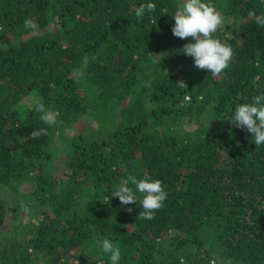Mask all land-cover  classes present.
Here are the masks:
<instances>
[{"label":"trees","instance_id":"16d2710c","mask_svg":"<svg viewBox=\"0 0 264 264\" xmlns=\"http://www.w3.org/2000/svg\"><path fill=\"white\" fill-rule=\"evenodd\" d=\"M203 2L233 26L213 33L234 51L215 77L183 53L195 41L172 33L180 0H0V191L26 180L46 207L24 239L0 240V264H111L105 237L119 264H264V144L230 121L264 92V27L248 15L264 14V0ZM82 117L91 125L66 137ZM59 151L55 177L46 168ZM146 175L167 192L151 220L138 218L142 194L127 205L111 195ZM6 210L0 197V226Z\"/></svg>","mask_w":264,"mask_h":264},{"label":"clouds","instance_id":"9594fccd","mask_svg":"<svg viewBox=\"0 0 264 264\" xmlns=\"http://www.w3.org/2000/svg\"><path fill=\"white\" fill-rule=\"evenodd\" d=\"M155 9L154 3L141 4L134 9L135 16L138 20H142L146 11L154 12ZM248 15L257 25L264 27V14L257 15L254 10H250ZM173 18L175 20L172 27L173 35L180 39L191 37L195 41L184 44L183 53L194 59L198 69L207 70L213 77L221 74L234 57L231 45L222 43L213 37V33L223 26L222 14L213 5L203 0H183L181 8ZM24 27L36 30L38 25L34 20L26 18ZM33 103L35 111L41 113L39 119L44 125L53 126L57 123L58 114L49 111L41 99H36ZM230 121L236 127L246 128L254 137L256 147L264 144V92L253 96L250 102L237 103ZM44 135H47V128L35 129L30 133V138L37 139ZM129 184L134 185L135 189ZM137 193L142 194L140 201L142 211L138 218L154 219L155 213L163 208L167 198L162 180L152 179L147 175L139 180L136 176H129L115 187L111 195L118 197L122 205H127L137 201ZM21 207L24 211H28L26 205L22 204ZM98 243L102 252L109 256L111 264H119L120 248L107 237ZM181 264H184L183 259H181Z\"/></svg>","mask_w":264,"mask_h":264},{"label":"rangeland","instance_id":"374dc122","mask_svg":"<svg viewBox=\"0 0 264 264\" xmlns=\"http://www.w3.org/2000/svg\"><path fill=\"white\" fill-rule=\"evenodd\" d=\"M183 0H180V4L182 6ZM219 11V9H217ZM223 15V14H222ZM226 16V15H225ZM223 15V17H225ZM229 25L227 24L225 18L223 21V26L219 27L217 29V33L219 34L221 31H225V35H227V32L229 30L233 29V26H231V21H229ZM35 95V92H32L27 98H23L19 104H23V106H27V103H31L32 99ZM16 115H19V107H15ZM18 112V113H17ZM91 121L88 118L82 117L80 118L79 122H75L73 127L71 129H65V136L70 137L76 133H78V129H82V125L86 124L87 126L91 125ZM198 124H200V119L197 120ZM205 123V121H204ZM192 124V125H191ZM185 122L184 125L188 129H192V127L196 124ZM85 130H88V127L85 128ZM55 141L58 144L54 145L55 149H58V147H62L63 143L60 145V139L55 137ZM65 159L64 152L59 151L57 155L55 156L54 160H52L50 163V167L46 168V173L51 174L55 177H62L63 174V160ZM48 166V165H46ZM18 185L16 186L17 190L14 192L13 190H9L10 187L4 188L0 191V197L2 198L3 202L5 203V207H7L5 218L3 220V223L1 224L0 228H2V232L0 234V240H4V242L7 241H17L24 239V236L28 235V227L30 228L33 224H37L38 219L41 212L46 209L44 206L38 207V203L35 199L32 198L29 194L34 189V185L28 183L26 180L20 183L13 184ZM33 185V186H32ZM13 186V187H14ZM26 205L28 211H24V209L21 207V205ZM5 236V238H3ZM75 264L79 263V261H74ZM90 264V263H88Z\"/></svg>","mask_w":264,"mask_h":264}]
</instances>
